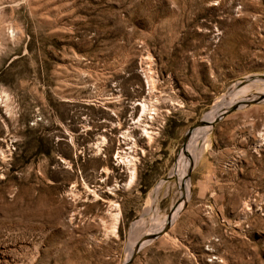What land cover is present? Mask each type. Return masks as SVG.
<instances>
[{
    "label": "rangeland",
    "instance_id": "374dc122",
    "mask_svg": "<svg viewBox=\"0 0 264 264\" xmlns=\"http://www.w3.org/2000/svg\"><path fill=\"white\" fill-rule=\"evenodd\" d=\"M243 87L264 0H0V264H264V101L172 172Z\"/></svg>",
    "mask_w": 264,
    "mask_h": 264
},
{
    "label": "bare ground",
    "instance_id": "6f19581e",
    "mask_svg": "<svg viewBox=\"0 0 264 264\" xmlns=\"http://www.w3.org/2000/svg\"><path fill=\"white\" fill-rule=\"evenodd\" d=\"M154 80L149 77L148 78V83L150 85L154 84ZM244 86V85H243ZM241 89V88H240ZM245 89V87H243L241 90H238L234 93H231V99L229 100V104L224 106V108L220 109L217 113L216 110L219 108V105L216 109L211 110L210 112H208L206 114V119L205 122H207L208 124H210L211 122H213L223 111H225L227 108H229L232 104L236 103V102H240L242 100H248L251 98H255L257 97V95L252 96V97H246V98H240L238 99L237 97H234L237 93H239V91H243ZM262 94V93H261ZM264 94V93H263ZM237 98V99H236ZM236 101V102H234ZM142 109L143 111L146 110V106L144 103H142ZM200 126V125H199ZM198 127V126H196ZM196 127H194L191 131L190 134L188 136V139L184 145V147L182 148V150L180 151V153L178 154V162L176 164V166L174 167V169L172 170V172L174 174H176L178 176L179 179V184L183 187V189L185 187H187V177H188V171L189 169L198 161V159L201 157L203 149L206 147L207 145V136L205 135V132H207V128L211 127L210 125L207 126H203L200 129H196L194 130ZM194 130V131H193ZM135 177V172L133 171L131 178L128 182V184L126 183L125 185H129V183H131L134 180ZM161 186V183H158L157 189L159 191ZM182 189V193H184ZM188 194V192H187ZM186 196V195H185ZM174 213L171 214L170 217H168L167 221L170 222V220L172 218H174ZM158 232V231H157ZM150 241L146 240L145 242H143L142 244H146ZM135 246V245H134ZM132 255V254H131ZM130 259V258H129ZM125 264V263H124Z\"/></svg>",
    "mask_w": 264,
    "mask_h": 264
},
{
    "label": "water",
    "instance_id": "95a60500",
    "mask_svg": "<svg viewBox=\"0 0 264 264\" xmlns=\"http://www.w3.org/2000/svg\"><path fill=\"white\" fill-rule=\"evenodd\" d=\"M264 101V95L263 94H259L258 97H255V98H251V99H248V100H242L240 102H236L234 104H232L229 108H227L225 111H223L213 122H211L210 124L213 125L214 123H216L219 119H221L224 115L230 113L231 111L233 110H236L237 108L241 107V106H244V105H250V104H253V103H259V102H262ZM203 120L201 119L200 121H198L194 126H192L191 128H189L187 134H186V137H185V140H184V145L188 139V136H189V133L190 131L196 127V126H199V125H202L203 124ZM175 206V205H174ZM173 206V207H174ZM172 207V208H173ZM171 216V213H169V217ZM170 222L168 221L167 224L165 225V227L158 231V232H154L152 234H149L147 237L145 238H141L140 240H138L133 248V252H132V255L130 257V259L125 263V264H129V262H131V260L133 259V257L135 256V254L140 250V248L142 247V243L145 242L146 240L148 241H152L154 240L155 238H157L158 236H160L161 234L165 233L169 227H170Z\"/></svg>",
    "mask_w": 264,
    "mask_h": 264
},
{
    "label": "crops",
    "instance_id": "0c3cea01",
    "mask_svg": "<svg viewBox=\"0 0 264 264\" xmlns=\"http://www.w3.org/2000/svg\"><path fill=\"white\" fill-rule=\"evenodd\" d=\"M159 230H160V229H159ZM159 230H158V231H159Z\"/></svg>",
    "mask_w": 264,
    "mask_h": 264
}]
</instances>
